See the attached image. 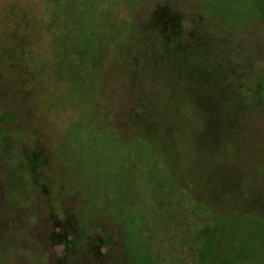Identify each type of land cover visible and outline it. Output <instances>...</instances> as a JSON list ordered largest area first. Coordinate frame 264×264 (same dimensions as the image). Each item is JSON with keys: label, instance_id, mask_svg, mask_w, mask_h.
<instances>
[{"label": "rangeland", "instance_id": "374dc122", "mask_svg": "<svg viewBox=\"0 0 264 264\" xmlns=\"http://www.w3.org/2000/svg\"><path fill=\"white\" fill-rule=\"evenodd\" d=\"M0 264H264V0H0Z\"/></svg>", "mask_w": 264, "mask_h": 264}, {"label": "trees", "instance_id": "16d2710c", "mask_svg": "<svg viewBox=\"0 0 264 264\" xmlns=\"http://www.w3.org/2000/svg\"><path fill=\"white\" fill-rule=\"evenodd\" d=\"M83 3H84V2L82 1L81 4L78 5V6H81V7H82V6H83ZM61 4H62V3H60V6H61ZM63 5H64L65 8H68V7H69V8L71 9V10L69 9V12H70L69 14H75V12H76V10H77V9H76L77 6H76V7H73V6L71 5L70 2H66V3L62 4V6H63ZM77 12H78V10H77ZM68 17H69V15H68ZM65 19L67 20V18H65ZM63 23H66L67 26H71V22H69V21H66V22L63 21ZM78 29H79V28H78ZM78 31H79V32H78ZM78 31H76V34H77L78 37H80V34H82V32H81L80 29H79ZM88 34H89L88 37H92V36H91V35H92L91 33L88 32Z\"/></svg>", "mask_w": 264, "mask_h": 264}]
</instances>
